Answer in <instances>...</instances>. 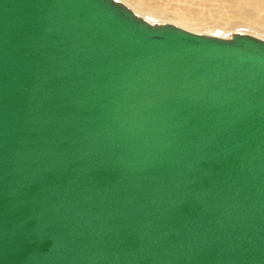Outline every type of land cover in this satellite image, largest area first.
<instances>
[{
  "label": "water",
  "instance_id": "obj_1",
  "mask_svg": "<svg viewBox=\"0 0 264 264\" xmlns=\"http://www.w3.org/2000/svg\"><path fill=\"white\" fill-rule=\"evenodd\" d=\"M0 264H264V38L0 0Z\"/></svg>",
  "mask_w": 264,
  "mask_h": 264
},
{
  "label": "bare ground",
  "instance_id": "obj_2",
  "mask_svg": "<svg viewBox=\"0 0 264 264\" xmlns=\"http://www.w3.org/2000/svg\"><path fill=\"white\" fill-rule=\"evenodd\" d=\"M121 1L132 8L137 14H140L152 22L168 21L164 20L167 19L165 16L168 14L172 16L170 17L172 20L168 22H173L196 32H206L221 36H230L231 32L233 31H244L264 38L263 31L251 32L242 27L235 28L233 31H226L227 29H231L232 23H247L261 28L260 30H264V24L261 22L262 18L264 17V0H219L221 2L217 10L205 11L195 8L191 9L188 6L186 7L179 4H173L170 0ZM173 1L175 3V0ZM194 24L201 26L211 24V26L215 27L216 30H203L193 26Z\"/></svg>",
  "mask_w": 264,
  "mask_h": 264
},
{
  "label": "rangeland",
  "instance_id": "obj_3",
  "mask_svg": "<svg viewBox=\"0 0 264 264\" xmlns=\"http://www.w3.org/2000/svg\"><path fill=\"white\" fill-rule=\"evenodd\" d=\"M170 1L173 4H179V5L186 6V7L188 6L191 9L195 8V9H200L201 11L217 10L219 8L218 6H220V2H221L219 0H184V2H183V0H175V3H174L173 0H170ZM177 1H178V3H177ZM165 17H167V19H164V20H168V21L172 20L170 18L172 16H170L168 14ZM261 22L264 24V17L262 18ZM231 25H232V27H231L232 30L231 29H227L226 31L229 32V31L235 30V28L242 27V28H245V29H247L248 31H251V32H258V31H263L264 32V30H260L261 28H258L256 26H253V25H250V24H247V23H236V24L232 23ZM193 26L201 28L203 30H207V31L208 30H212V31L216 30L215 27L211 26V24L203 25V26L194 24ZM216 27H219V26H216ZM220 28H222V27H220ZM253 29H255V30H253Z\"/></svg>",
  "mask_w": 264,
  "mask_h": 264
}]
</instances>
